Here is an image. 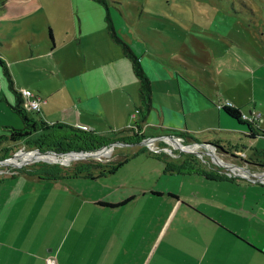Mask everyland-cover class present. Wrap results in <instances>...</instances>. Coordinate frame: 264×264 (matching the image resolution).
<instances>
[{
	"label": "crops",
	"instance_id": "0c3cea01",
	"mask_svg": "<svg viewBox=\"0 0 264 264\" xmlns=\"http://www.w3.org/2000/svg\"><path fill=\"white\" fill-rule=\"evenodd\" d=\"M231 29L226 27V33ZM140 56L151 89V106L137 128L140 133L182 131L198 136L214 128L230 129L224 121L233 120L216 107L221 99L211 103L205 84L197 79L201 74L191 64L176 60L167 66L147 51ZM111 60L112 65L117 62ZM92 64L70 75L81 80L75 79L78 90L69 95V105L53 106L48 98L41 101L36 96L34 120L95 133L125 129L139 104L130 64L110 66L108 71ZM178 67L187 73L181 74ZM20 84L13 89H27ZM217 96L218 91L214 99ZM223 100L239 109L232 98ZM147 128L153 132L146 135ZM146 156L166 163L162 156ZM185 158L169 166H179ZM183 165L179 171L117 167L98 175L95 170L92 178H4L0 264H47L46 258L53 264H264V184L237 176L212 178L207 170ZM185 181L186 187L177 185ZM127 198L121 205H102Z\"/></svg>",
	"mask_w": 264,
	"mask_h": 264
},
{
	"label": "rangeland",
	"instance_id": "374dc122",
	"mask_svg": "<svg viewBox=\"0 0 264 264\" xmlns=\"http://www.w3.org/2000/svg\"><path fill=\"white\" fill-rule=\"evenodd\" d=\"M104 1L114 35L138 59L141 52L147 51L167 66H174L176 60L191 64L201 78L212 79L207 82L197 77L205 84V94L212 104L232 98L240 112L258 113L256 123L264 130V0ZM104 12L96 0H0V60L12 86L23 83L41 101L48 98L53 106L63 107L69 105V95L78 90L75 79L79 83L81 77L70 76L74 71L79 72L93 61L106 71L123 62L129 66L122 56V46L109 36ZM226 27L233 29L226 33ZM115 58L117 62L112 65L111 59ZM178 70L187 73L180 67ZM217 91L220 96L214 99ZM11 104L12 95L0 66V135L7 134V126L21 125ZM134 113L128 117L126 127L134 125ZM26 115L37 120L33 110L26 108ZM224 122L230 126L229 130L204 131L197 136L198 142H184L173 135L181 145L177 146L178 143L172 144L167 138L150 140L155 136H144L128 143L134 145L130 148L112 144L110 150L104 149L97 156L69 160L68 157L57 160V155V158L38 155L45 151L24 147L21 141L10 153L13 144L1 140L0 158L6 153L9 156L0 159V178L34 163L66 167L76 162L82 165L85 160L116 163L122 157H127V161L119 168L163 169L162 162L146 159L150 158L146 155L154 153L170 165H178L177 161L191 156L185 165L189 168L206 171L209 167L222 174L243 170L264 173V136L248 138L244 135L247 131L244 124L230 119ZM144 131L147 135L151 130ZM99 133L114 137L109 129ZM142 140L146 142L140 145L144 151L138 152L136 143ZM204 143L211 145L202 146ZM185 145L187 150L181 148ZM12 154L16 155L10 157ZM88 170L91 174L96 172ZM185 182L177 185L184 188L188 185Z\"/></svg>",
	"mask_w": 264,
	"mask_h": 264
},
{
	"label": "trees",
	"instance_id": "16d2710c",
	"mask_svg": "<svg viewBox=\"0 0 264 264\" xmlns=\"http://www.w3.org/2000/svg\"><path fill=\"white\" fill-rule=\"evenodd\" d=\"M104 7V19L106 21V26L108 32L110 33V38L114 43H118L122 46L123 55L129 61L131 71L137 81L138 86V100L139 104L135 110L137 114V119L134 121V125L131 127H126L123 130L112 132L114 134L113 138L105 137L99 133L92 132L90 130L81 129L73 127L63 123H52L47 124L42 121L36 122L33 118H29L26 115V107L24 106L23 99L20 97L19 92L14 90L12 87V82L10 76L5 68L4 63L0 60V66L2 73L7 82V87L12 95V104L10 105L11 110L18 116L21 121V125L18 128L8 127L7 134L0 135V141H5L12 143L14 148L10 149V153L14 152L19 141L23 142L22 145L29 149H37L39 151H50L53 153H66L70 151H81V152H92L104 145H109L113 141H120L124 143H132L143 138L144 135L138 131V127L144 122L147 112L151 106V89L149 80L144 74L138 58L133 54L130 48L124 44L120 39H118L112 30L111 22L108 17L105 1L96 0ZM51 38V33H48ZM222 110L229 118L235 120L238 124H244L247 131L244 135L248 138H253L255 136H264V130L256 124L255 121L243 120L240 117V111L237 108L223 107ZM125 133V134H123ZM32 134L34 135L33 137ZM120 134V135H117ZM170 135L180 137L184 142H198V137L193 136L188 132L175 131V133H169ZM213 145L217 147V143L214 141ZM9 150V148H8ZM144 151L143 147H140L138 152ZM155 156L158 153H154ZM9 153L1 157L0 159L8 158ZM191 157V156H188ZM185 158V161L179 166L170 167L169 164L164 163L165 171H179L181 166L186 165L191 159ZM158 158V157H157ZM127 160V157H122L116 163H111L109 161L105 163L92 162L90 160L82 161V165H78V162L71 164L66 167H60L57 164H48L46 162L34 163L29 166L21 167L14 170L10 175L0 178V181L6 177H13L17 174L35 176L41 179H56V178H70L76 176H82L87 178H92L88 169H95L102 175L104 173H110L121 164ZM78 165V166H77ZM264 166V165H263ZM212 178H233L226 176L220 172L214 171L212 168L208 167L207 170ZM130 198L123 200L122 202L116 204H102L105 206H117L125 203Z\"/></svg>",
	"mask_w": 264,
	"mask_h": 264
},
{
	"label": "built area",
	"instance_id": "2783aa9c",
	"mask_svg": "<svg viewBox=\"0 0 264 264\" xmlns=\"http://www.w3.org/2000/svg\"><path fill=\"white\" fill-rule=\"evenodd\" d=\"M18 92H19L20 97L23 99L24 106L26 108L33 110V111L38 110L39 101L35 95H33L28 89H20ZM216 107L218 109H221L223 107L233 108V105L231 104V102L225 100V101L218 102L216 104ZM240 117L243 120H248V121L253 122L259 117V115H258V113H252V114L248 115L246 113L241 112ZM202 146H205V145L202 144ZM104 149H107V148L103 147L101 149V151ZM246 172H247V174H243L241 171H238V172L229 171V172H225L224 174L226 176H229V177L237 176V177L246 178L249 181L259 182V183L264 184V173H262V172L251 173L247 170H246ZM45 261L47 264H53V261L50 258H46Z\"/></svg>",
	"mask_w": 264,
	"mask_h": 264
},
{
	"label": "water",
	"instance_id": "95a60500",
	"mask_svg": "<svg viewBox=\"0 0 264 264\" xmlns=\"http://www.w3.org/2000/svg\"><path fill=\"white\" fill-rule=\"evenodd\" d=\"M163 138H167V139H170L171 141H174L175 143H178L176 138L173 136V135H170V134H163V135H158V136H155V137H151L150 140H156V139H163ZM149 139V138H148ZM145 140V139H144ZM116 142H112L111 144L108 145H104L103 147L107 148L108 150H110L112 147L110 145L112 144H115ZM118 143V142H117ZM146 143L145 141H140V142H137L136 144H139V145H142ZM119 144V143H118ZM120 144H125V145H130V144H126V143H120ZM181 146V145H180ZM103 147H100L99 149L95 150V151H92V152H81V151H70V152H66V153H53V152H50V151H45V152H38L37 154L38 155H43V154H46V153H52L54 155H57L58 158L57 160H59L61 157H65V156H69L67 159H78V158H85V157H90V156H97L96 154L101 151V149ZM183 147H186L183 146ZM37 152V151H36ZM16 154H12V156L10 157H14ZM71 155V156H70ZM73 155V156H72ZM9 157V158H10Z\"/></svg>",
	"mask_w": 264,
	"mask_h": 264
},
{
	"label": "bare ground",
	"instance_id": "6f19581e",
	"mask_svg": "<svg viewBox=\"0 0 264 264\" xmlns=\"http://www.w3.org/2000/svg\"><path fill=\"white\" fill-rule=\"evenodd\" d=\"M169 141H171V140H169ZM172 142V144H175L176 145V143L174 142V141H171ZM182 149H184V148H186V149H184V150H187V147H181ZM100 152V151H99ZM20 153V152H19ZM23 153V152H22ZM18 154V153H17ZM43 155H53V156H55L54 154H52V153H46V154H43ZM97 155V154H96ZM42 156V155H41ZM71 156V155H70ZM73 156V155H72ZM56 158H57V156H55ZM66 157H69V156H65V157H63V158H66ZM51 158V157H50ZM243 174H247V172L245 171V170H243V171H241Z\"/></svg>",
	"mask_w": 264,
	"mask_h": 264
},
{
	"label": "flooded vegetation",
	"instance_id": "af4514ba",
	"mask_svg": "<svg viewBox=\"0 0 264 264\" xmlns=\"http://www.w3.org/2000/svg\"><path fill=\"white\" fill-rule=\"evenodd\" d=\"M204 145H205V146H209V145H211V144H209V143H204Z\"/></svg>",
	"mask_w": 264,
	"mask_h": 264
}]
</instances>
